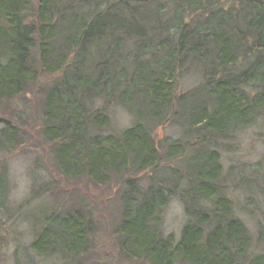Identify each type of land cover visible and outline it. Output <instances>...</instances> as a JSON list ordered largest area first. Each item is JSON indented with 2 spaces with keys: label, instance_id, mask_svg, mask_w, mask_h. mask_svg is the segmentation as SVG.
<instances>
[{
  "label": "trees",
  "instance_id": "obj_1",
  "mask_svg": "<svg viewBox=\"0 0 264 264\" xmlns=\"http://www.w3.org/2000/svg\"><path fill=\"white\" fill-rule=\"evenodd\" d=\"M38 85L39 123L27 134L16 102ZM4 103L0 215L11 196L3 156L35 134L62 178L115 185L109 237L119 257L264 264L237 214L236 193L247 183L222 155L264 119V0H0ZM116 106L132 118L119 131L109 115ZM168 128L178 137L159 138ZM261 177L244 178L264 189ZM38 187L33 200L46 199L25 214L30 250L62 264H114L93 254L104 223L90 206L79 198L59 208L52 178ZM174 199L185 215L178 237L164 227ZM246 199L242 212L256 219Z\"/></svg>",
  "mask_w": 264,
  "mask_h": 264
},
{
  "label": "rangeland",
  "instance_id": "obj_2",
  "mask_svg": "<svg viewBox=\"0 0 264 264\" xmlns=\"http://www.w3.org/2000/svg\"><path fill=\"white\" fill-rule=\"evenodd\" d=\"M190 79L186 82H190ZM38 87L39 85L32 88L30 93L16 102L18 108L24 110L23 122L28 123L25 130L27 134L35 133V127L39 123L41 109L39 100L44 87ZM5 105L6 103L0 106V124L2 120L9 118L8 114L3 112ZM100 105L101 103H96L97 107ZM109 115L111 130L119 131L132 123L131 116L121 107H113ZM158 136L159 138L165 136L175 138L178 137V132L168 128L160 130ZM25 138L27 141L22 147L10 155L3 156L8 163L11 196L9 211L0 215V221L5 220L0 230V264H62L57 257L38 256L29 248L34 231L29 226V220L25 214L46 199L45 197L43 200L34 201L32 191L34 196V189L37 190L39 185H44L51 178L56 181L59 188V208L80 198L90 206L98 220H103L104 227L100 230L102 239L94 247L93 254L98 257L105 256L115 261L114 264H135L118 256L113 240L109 237L111 221L118 216L115 185L100 187L86 178L72 181L62 178L52 167L48 146L44 145L35 134L32 138L30 136ZM222 155L226 166L234 167L233 172L237 178L243 177L242 187L245 186L244 183H247L246 189L236 193L237 214L245 221L254 239L258 240L254 250L264 253V189L258 188L257 185H248L249 182L245 179L253 175L260 180L264 173V119L243 131L233 141L232 146L225 145L222 148ZM259 185L264 188L263 183L259 182ZM246 197H250L249 208L255 211L256 219L242 212V207L247 203ZM184 222L182 204L178 199H174L166 210L164 225L166 233H174L178 237Z\"/></svg>",
  "mask_w": 264,
  "mask_h": 264
}]
</instances>
